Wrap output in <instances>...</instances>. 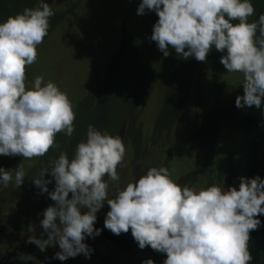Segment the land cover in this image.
Returning a JSON list of instances; mask_svg holds the SVG:
<instances>
[{"label": "clouds", "instance_id": "9594fccd", "mask_svg": "<svg viewBox=\"0 0 264 264\" xmlns=\"http://www.w3.org/2000/svg\"><path fill=\"white\" fill-rule=\"evenodd\" d=\"M153 12L158 19L148 39L163 57L174 49L185 61L207 62L213 50L222 53L227 73L242 77L243 94L235 106H254L264 114V12L250 21L256 15L253 0H140L138 16ZM54 16L51 4L38 0L35 7L0 20V156L33 161L58 152L30 180L38 195L47 194L54 203L38 213L39 224L29 222L25 242L40 252L58 245L45 258L51 264L80 255L91 259L95 250L88 238L104 229L117 236L130 230L139 249L166 254L162 264H250L251 233L264 227V177L240 176L238 187H225L224 181L196 187L174 180L167 166H151L119 187L126 145L120 135L94 124L71 158L63 150L57 135L71 137L76 129L72 101L56 82L43 75L28 81L26 72L37 61ZM22 161L0 166V188L25 183ZM105 204L109 210L103 228H97ZM4 254L0 262L9 253ZM20 261L45 264L31 253H20ZM141 264L156 262L146 258Z\"/></svg>", "mask_w": 264, "mask_h": 264}, {"label": "rangeland", "instance_id": "374dc122", "mask_svg": "<svg viewBox=\"0 0 264 264\" xmlns=\"http://www.w3.org/2000/svg\"><path fill=\"white\" fill-rule=\"evenodd\" d=\"M37 2L0 0V20L35 7ZM47 2L55 16L49 35L38 48L37 61L26 72L28 81L43 75L45 81L56 82L72 101L77 114L75 132L71 137L57 135L70 158L86 138L88 125L94 124L113 136L120 135L126 145L125 166L118 168L119 187L151 166L169 167L173 179L182 185L203 187L224 181L225 187H238V177L254 176V158L264 165V127L240 133L235 126L240 116L264 118V114L254 106L245 110L235 106L236 96L243 94L242 77L227 73L220 63L222 53L213 50L207 62L185 61L174 49L163 57L148 39L158 16L154 12L138 16L140 0ZM253 3L256 15L250 21L264 12V0ZM55 156L58 152L54 150L33 161L0 156V166L12 168L22 161L27 171L20 188H0L2 254L4 221L10 226L23 215L35 217L32 220L39 224L42 217L38 213L54 203L47 194L38 195L30 180ZM53 187L49 185L50 190ZM108 210L105 204L97 214L98 224H104ZM128 234L130 237V230ZM53 249L58 251V245ZM146 250L149 254L144 258L150 257L156 264L166 258L150 247ZM131 251L130 260L123 264H135L139 258L137 246ZM42 254L48 257L49 251ZM105 257L104 264H119L117 257Z\"/></svg>", "mask_w": 264, "mask_h": 264}, {"label": "crops", "instance_id": "0c3cea01", "mask_svg": "<svg viewBox=\"0 0 264 264\" xmlns=\"http://www.w3.org/2000/svg\"><path fill=\"white\" fill-rule=\"evenodd\" d=\"M32 219H36V218L35 217L32 218L31 216L26 217V216L22 215L17 220L16 223H13L12 225H10L11 227L6 225V222L4 221V245H3L4 246V253L8 254L13 249H15L16 247L21 246V245H30V246L35 247V245L27 244L25 242L27 240V236L29 235L27 225L29 224V222L35 223ZM41 230L42 229H39L38 233ZM128 233H122L119 236L122 237L124 240L128 241L130 238ZM109 244L99 241L95 245L91 246L95 250L91 259H85L83 255H80L77 258H75L74 260L71 259L70 264H104V262H102L101 260H106L105 255L106 256L108 255L110 257V258L107 257L108 258L107 260H114V258L117 257L119 259V262H118L119 264H123V260L125 263H128L126 261L130 260L131 255H129V254L132 252L131 250L134 247L129 250V249H122V248L117 247L113 244H110V245ZM136 246L138 247V245H135V247ZM24 249H26V248H24ZM47 250L49 251L48 257H51L54 255V249L53 248L52 249L48 248ZM139 250H140L139 251L140 256H139V258L136 257V259L134 260L135 264H141V261L143 259H145L143 255L148 256V254H149L148 251L146 250V248L143 250H141V249H139ZM0 251L2 252V250H0ZM30 252L31 251L26 249V250L22 251L21 253H30ZM6 254H4V255H6ZM31 254H33V253L31 252ZM41 255L44 258H46V256H44L43 254H41ZM14 261L18 262V264H23V262L20 261V255ZM39 261H41V260H39ZM28 264H32V262H28ZM37 264H39L38 261H37ZM45 264H47V263H45Z\"/></svg>", "mask_w": 264, "mask_h": 264}, {"label": "trees", "instance_id": "16d2710c", "mask_svg": "<svg viewBox=\"0 0 264 264\" xmlns=\"http://www.w3.org/2000/svg\"><path fill=\"white\" fill-rule=\"evenodd\" d=\"M261 121H264V118H256L254 115H245V116H240L236 119L235 122V126L236 129L238 130V132L240 133H248L253 131L254 129H258L260 127H264V124L261 123ZM259 149V147H258ZM252 170H253V174L254 176L259 174L261 177H264V174H262L261 172L264 171V165L261 163L260 160L256 158H254V161L252 162ZM262 220H264V217H261ZM97 226H100L101 228H103L102 224H98V222L96 223ZM106 230L110 235H112L117 241L120 242V244L122 246H129L133 240L132 235H130L129 240H124L122 237L117 236L112 234L109 230ZM264 236V227H261L260 229H258L257 231H254L251 233V239L257 238V237H261ZM99 237L102 239H105L102 235H99ZM112 244V243H110ZM35 248L37 249V247L35 246ZM248 249L253 257L252 261L250 262V264H264V243L260 242V243H253V244H249L248 245ZM26 249L22 248V250H20L15 258H17L20 253L22 251H24ZM39 252L40 250L37 249ZM31 253V252H30ZM40 254H42V252H40ZM72 259V258H70ZM65 261H60L57 264H64ZM11 263V262H10ZM9 263V264H10Z\"/></svg>", "mask_w": 264, "mask_h": 264}, {"label": "water", "instance_id": "95a60500", "mask_svg": "<svg viewBox=\"0 0 264 264\" xmlns=\"http://www.w3.org/2000/svg\"><path fill=\"white\" fill-rule=\"evenodd\" d=\"M97 228H101L100 226H97ZM102 235L104 238H106L109 242H111L112 244H114L115 246L117 247H120L122 249H132L133 247H135L136 245V242L132 241L131 245L128 246V247H124L120 244L119 241H117L112 235H110L106 230H103L102 233L100 234ZM260 242H263L264 243V236H261V237H257V238H254L252 240L249 241V244H253V243H260ZM248 244V245H249ZM22 248H26L28 249L29 251H31L39 260L41 261H44L45 263L48 264L47 260L40 254V252L33 246H30V245H21V246H18L16 247L15 249H13L8 255H6V257H4V259L0 262V264H9L10 261H12L16 254L22 249ZM59 262L58 259L56 260H52L51 261V264H57Z\"/></svg>", "mask_w": 264, "mask_h": 264}, {"label": "built area", "instance_id": "2783aa9c", "mask_svg": "<svg viewBox=\"0 0 264 264\" xmlns=\"http://www.w3.org/2000/svg\"><path fill=\"white\" fill-rule=\"evenodd\" d=\"M99 241H100V237L97 236L94 239L93 238H88L86 240V243H88L90 246H92V245H95L96 243H98ZM70 263H71V260L68 259L67 261H65L64 264H70ZM12 264H18V262H14Z\"/></svg>", "mask_w": 264, "mask_h": 264}]
</instances>
